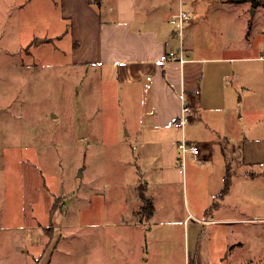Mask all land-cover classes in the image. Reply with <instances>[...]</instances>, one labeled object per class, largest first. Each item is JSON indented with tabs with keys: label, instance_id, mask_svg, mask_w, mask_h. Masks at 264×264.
<instances>
[{
	"label": "rangeland",
	"instance_id": "374dc122",
	"mask_svg": "<svg viewBox=\"0 0 264 264\" xmlns=\"http://www.w3.org/2000/svg\"><path fill=\"white\" fill-rule=\"evenodd\" d=\"M53 1L0 0V264H132L126 209L137 183L143 187L154 171L141 178L130 163L133 148L124 142L115 83L98 79L94 69L83 77L70 67V26ZM228 1L233 4L183 0L189 16L203 11L184 24L182 47L194 28L215 44L214 54L263 44L264 10L252 14V2ZM188 160L176 165L171 184L185 221L146 226L149 264H187L197 249L216 262L240 241L232 264L244 255L253 256L250 264H264V219H255L264 215V175L256 178L254 194L241 195L235 214L241 220H234L238 198L231 188L219 194L223 160L213 158L211 180L208 169L192 168L195 182ZM211 193L219 195L213 200ZM208 206L213 223L201 212ZM139 213L148 217L142 207ZM228 214V221L218 220Z\"/></svg>",
	"mask_w": 264,
	"mask_h": 264
},
{
	"label": "crops",
	"instance_id": "0c3cea01",
	"mask_svg": "<svg viewBox=\"0 0 264 264\" xmlns=\"http://www.w3.org/2000/svg\"><path fill=\"white\" fill-rule=\"evenodd\" d=\"M223 1L233 4V1ZM238 1L251 3L250 0ZM53 2L58 3L61 18L70 26V67H79L83 77L94 69L98 79H111L115 83L116 102L121 108L122 126L126 129L124 142L133 148L134 158L130 163L135 165L141 178L146 176L148 169V172L154 171L148 180L146 176L142 181L146 195L153 203L152 214L146 218L139 213L142 206L140 181L131 195L132 203L127 205L125 226L131 248L129 261L149 264L146 243L149 226L185 221L171 200V184L178 175L175 169L177 141L181 136V130L172 123L180 113L181 92L194 110L184 136L200 147L198 156L187 158V162L193 164L189 167L191 178L195 182L197 175L192 176V168L197 166L208 169L207 177L211 180L216 173V169L211 168L212 160L220 157L225 169H230L229 184L232 178V185L219 194L227 195L231 188L233 197L238 198L236 205L233 202L232 219L238 220L235 214L241 209V195L252 192L256 178L264 175L262 35L263 44H257L253 51L239 45L238 48H227L222 54H214L210 47L215 44L198 37L195 28L193 34L192 29L186 32L188 40L182 47L183 40L176 34V18L184 6L183 0ZM259 6L254 5L252 14L264 10V6ZM257 31L261 32L259 27ZM225 176L221 178L223 182ZM219 194L209 196L214 200ZM220 199L224 201L222 196ZM211 208L208 206L201 212L212 216ZM188 214L199 218L191 212ZM205 219L212 223L217 220L214 216ZM229 219L230 214L218 220ZM255 219H264V215ZM243 244L240 241L238 245H228L225 256L216 262L203 259L197 249L193 256L190 253L186 256L187 264L189 259L195 264H232L234 250ZM241 258V264H250L254 260L251 255Z\"/></svg>",
	"mask_w": 264,
	"mask_h": 264
},
{
	"label": "built area",
	"instance_id": "2783aa9c",
	"mask_svg": "<svg viewBox=\"0 0 264 264\" xmlns=\"http://www.w3.org/2000/svg\"><path fill=\"white\" fill-rule=\"evenodd\" d=\"M191 16L184 10L182 7L180 8L176 20H178V29L176 34L179 35L180 39L183 40V26L186 22L190 21ZM182 44V42H181ZM180 61L183 60L182 56H179ZM181 95V106H180V113L179 116L173 121V125L181 130V136L177 141V164L181 167L184 163L186 158L190 155L198 156L200 152V147L198 143H194L184 136V129L188 123H190L193 115L194 110L187 100L186 95L183 92L180 93Z\"/></svg>",
	"mask_w": 264,
	"mask_h": 264
},
{
	"label": "trees",
	"instance_id": "16d2710c",
	"mask_svg": "<svg viewBox=\"0 0 264 264\" xmlns=\"http://www.w3.org/2000/svg\"><path fill=\"white\" fill-rule=\"evenodd\" d=\"M255 6L261 4V0H250ZM228 169V168H227ZM229 179H230V169H228L225 179H224V188L223 191L225 192L229 187ZM140 190V199L142 201V210L146 213L147 216H150L153 211V203L150 201V199L146 195V190L144 186H139ZM189 264H195V261L193 259H189Z\"/></svg>",
	"mask_w": 264,
	"mask_h": 264
}]
</instances>
